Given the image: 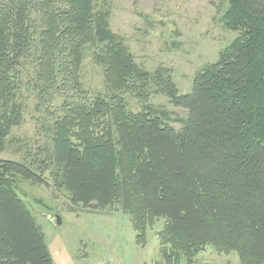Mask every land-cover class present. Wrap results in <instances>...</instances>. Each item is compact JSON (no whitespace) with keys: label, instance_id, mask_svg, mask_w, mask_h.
<instances>
[{"label":"trees","instance_id":"1","mask_svg":"<svg viewBox=\"0 0 264 264\" xmlns=\"http://www.w3.org/2000/svg\"><path fill=\"white\" fill-rule=\"evenodd\" d=\"M227 1L226 24L239 36L181 95L171 71L137 65L95 12L96 0H0V153L23 122L22 85L48 111L65 98L48 129L53 152L41 175L0 160V264H54L17 185L18 178L46 184L48 162L73 206H120L140 246L165 219L159 239L170 264L182 257L192 264L208 246L237 254L240 264H264V0ZM88 47L105 82L93 98L81 82ZM26 62L34 74L23 84ZM152 83L188 111L181 132L151 104ZM126 95L141 110H130Z\"/></svg>","mask_w":264,"mask_h":264},{"label":"rangeland","instance_id":"2","mask_svg":"<svg viewBox=\"0 0 264 264\" xmlns=\"http://www.w3.org/2000/svg\"><path fill=\"white\" fill-rule=\"evenodd\" d=\"M230 4L227 0H96L95 12L106 19L111 30L123 37L135 62L153 73L162 66L171 71L181 95L189 94L196 74L216 63L220 55L238 38L239 33L226 24ZM93 50H85L81 82L93 98L105 93L103 69L93 60ZM26 62L25 64H27ZM19 79L26 82L34 74L28 63ZM151 84V104L165 110L170 125L181 132L188 111L176 107L168 96L156 93ZM129 109L141 110V104L126 95ZM22 105L23 122L13 129L0 160L26 163L35 172L51 160L52 136L48 129L60 116L65 98L59 97L48 109L39 106L36 93L24 84L17 97ZM53 114V116L50 115ZM42 176L46 184L34 185L18 178V193L41 226L54 264H170L159 234L167 221L159 219L147 231V243L140 246L129 215L120 206L98 210L73 206L70 196L55 185L56 168L50 165ZM46 213H59L63 224L53 225ZM171 255V248H166ZM171 264H189L184 257ZM192 264H240L237 254H218L206 247Z\"/></svg>","mask_w":264,"mask_h":264},{"label":"water","instance_id":"3","mask_svg":"<svg viewBox=\"0 0 264 264\" xmlns=\"http://www.w3.org/2000/svg\"><path fill=\"white\" fill-rule=\"evenodd\" d=\"M45 217L57 227H60L63 224L62 217L59 213H46Z\"/></svg>","mask_w":264,"mask_h":264}]
</instances>
